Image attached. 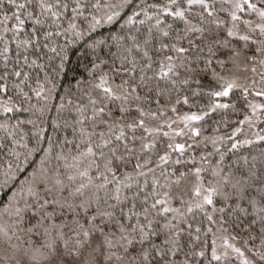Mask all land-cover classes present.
Instances as JSON below:
<instances>
[{"label": "snow or ice", "instance_id": "obj_1", "mask_svg": "<svg viewBox=\"0 0 264 264\" xmlns=\"http://www.w3.org/2000/svg\"><path fill=\"white\" fill-rule=\"evenodd\" d=\"M0 264H264V0H0Z\"/></svg>", "mask_w": 264, "mask_h": 264}]
</instances>
